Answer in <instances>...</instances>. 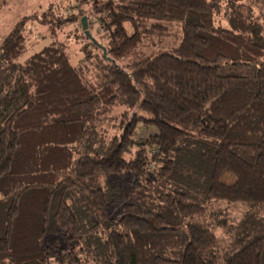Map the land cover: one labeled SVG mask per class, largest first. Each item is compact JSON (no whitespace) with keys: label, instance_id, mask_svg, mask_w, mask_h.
<instances>
[{"label":"trees","instance_id":"trees-1","mask_svg":"<svg viewBox=\"0 0 264 264\" xmlns=\"http://www.w3.org/2000/svg\"><path fill=\"white\" fill-rule=\"evenodd\" d=\"M241 1L77 0L15 24L0 44V264H264V13ZM31 22L50 30L38 50ZM71 24L79 57L59 37ZM118 106L122 136L84 151Z\"/></svg>","mask_w":264,"mask_h":264},{"label":"rangeland","instance_id":"rangeland-1","mask_svg":"<svg viewBox=\"0 0 264 264\" xmlns=\"http://www.w3.org/2000/svg\"><path fill=\"white\" fill-rule=\"evenodd\" d=\"M241 2L246 5H251L256 15L262 14V12L264 13V0H242ZM76 5H78L77 0H0V44L3 38L10 32L15 24L21 20L23 16L33 14L42 15L45 12L49 13L50 15L52 12L55 15L65 14L68 11H73V13H76V11L79 9ZM88 7L89 4L81 5V8L87 11ZM226 8V4L224 3L222 5L221 11L217 14V19L220 23H222V25L228 26V22L224 16L226 15ZM76 27V24H71V26L62 31L59 37L60 41L68 43L69 51L79 57L82 55L81 47L83 42H76V39H79L80 41L79 36L76 38L78 33V27ZM48 32H50V30H48V27L46 26L38 25L36 23L30 24L28 32L26 33L28 37V47L33 48V50H38L40 47L46 45L47 42L51 40ZM43 33L45 39L38 40V42L37 39H39L40 34ZM92 34L99 40L102 39V31L98 32L97 23L92 29ZM28 54L29 53L23 55L21 59L26 57ZM124 111L125 109L122 106L113 108L106 115V119L95 126L94 130L82 145L83 150L89 151L93 154H101L116 138H120L123 133L121 128V115ZM156 132V128L152 127L149 129H144L142 131V135L146 136L150 133L154 134ZM112 203V210L117 212V214L120 213L121 205L114 201H112ZM85 222H87L88 225L90 224V221L84 219V223ZM88 228H85V230ZM97 245L100 246V243L98 242Z\"/></svg>","mask_w":264,"mask_h":264},{"label":"water","instance_id":"water-1","mask_svg":"<svg viewBox=\"0 0 264 264\" xmlns=\"http://www.w3.org/2000/svg\"><path fill=\"white\" fill-rule=\"evenodd\" d=\"M81 23H82V28L83 30L85 31V34L88 38L91 39V41H93V43L95 45H97L98 47L102 48L103 51H104V55L106 56V49L103 45H101L95 37L92 36L91 32L89 31L88 29V19H87V16H83L82 19H81Z\"/></svg>","mask_w":264,"mask_h":264}]
</instances>
